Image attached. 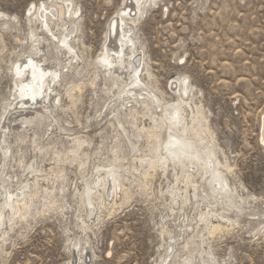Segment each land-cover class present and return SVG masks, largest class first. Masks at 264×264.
<instances>
[{"label":"rangeland","instance_id":"374dc122","mask_svg":"<svg viewBox=\"0 0 264 264\" xmlns=\"http://www.w3.org/2000/svg\"><path fill=\"white\" fill-rule=\"evenodd\" d=\"M52 1L56 3L0 0V145L4 140L9 146L5 161L0 146V182L14 193L20 183L34 182L30 166L43 170L47 178L37 174L43 192L36 199L33 215L7 230L6 243L0 245V264H67L71 260L78 264L74 244L85 249L82 256L86 254V264H160L174 252L178 258L165 261L179 262L187 248H182L184 243L177 237L182 224L178 219L180 203H172L167 195L174 180L170 172L163 174L159 169L145 177L143 168L133 160L128 141L146 151L152 140L136 133L131 118L125 117V108L111 104L113 99L106 91L112 89L111 83L104 80L97 65L109 24L123 0H71L79 13L74 46L80 58L64 70L62 86L55 95L59 96L56 108L30 125L21 124L26 113L12 110L17 95L14 66L32 52L29 29L34 27V18L26 15L32 5L48 6ZM151 5L146 4L142 19L133 28L144 56L143 69L152 75L151 79L141 78L150 84L161 104L167 105L177 102V94L169 87L172 80L187 77L194 95L191 103L201 107L210 131L203 137L213 139L219 161L231 168V173H226L229 185L244 198L243 211L229 214L235 224L210 238L206 251L218 264H264V147L260 141L264 0H156ZM44 39L47 62L59 63L55 43ZM68 89H72L71 97L65 93ZM138 111L134 125L147 127L150 121L142 118L145 111ZM154 111L160 113L159 109ZM75 138L86 142L82 151L88 160L82 171L75 163L55 164L51 160L55 153L73 148ZM114 147L118 148L116 153L111 152ZM114 153L123 158L120 164L127 168L124 186L129 201L122 203L118 189L116 196L105 197L102 206L92 210L84 207L76 191L82 192L85 180L98 166L104 165V174ZM135 155L139 157V153ZM197 182L202 184L199 179ZM53 183L54 205L44 206L49 198L42 189L51 188ZM62 183L63 191L58 190ZM188 191L193 194L191 188ZM201 210L202 204L192 208L188 203L183 211L192 219ZM202 228L196 229L194 235L197 232L198 236L189 241L188 248H197L204 235ZM192 255L193 264L205 260L204 255Z\"/></svg>","mask_w":264,"mask_h":264},{"label":"bare ground","instance_id":"6f19581e","mask_svg":"<svg viewBox=\"0 0 264 264\" xmlns=\"http://www.w3.org/2000/svg\"><path fill=\"white\" fill-rule=\"evenodd\" d=\"M54 1L56 3L52 1L51 3L54 4L50 3L48 6L44 3L38 6L32 5L29 11L27 10L26 16L34 18V27L30 25L29 29L32 52L13 69V74L16 77L15 92L17 95L15 94V105L12 110L15 112L18 108L21 112L26 113L22 117L21 124L23 125L39 122L49 113L50 109L56 108L55 101L59 96L55 95L57 87L62 86L61 79L64 70L70 69L73 66V60L80 58L77 56L74 46L78 10L73 7L71 0ZM58 1L61 4L57 3ZM155 1L123 0L122 8L109 24L103 49L97 58V65L103 70L104 80L111 83L112 89H106L113 99L111 104H118L125 108V112H127L125 117L131 118L130 124L136 129V133L144 134L146 138L152 140L151 145H147L146 151L145 147L140 150L134 142L128 141L130 149L134 153L131 156L133 160L138 161L139 167L143 168L145 177L149 176L150 171L151 175L153 171L159 169L163 174L170 172L174 180L172 186L168 188L167 195H170L172 203L177 201L180 203L178 219H182V224L179 225L180 231L177 237L183 241L182 248H187V253L184 259L173 264H193L192 254L194 252L200 257L204 255L205 260L201 261V264H218L212 254L206 251L209 245L207 241L214 235L228 231V228L235 224L236 220L229 214L233 211H243L244 198L237 194L236 188H231L229 185L226 173H231V168L226 163L219 161L213 139L204 138V135L210 131L201 107L198 108L191 103L194 95L187 77L172 80L169 87L177 94V102L167 105L161 104L162 100L155 95L156 92L154 94V91L149 88L150 84L141 78L145 75L151 79L152 75L146 68H144L146 70L144 73V56L137 47L133 28L142 19L146 4L151 5ZM28 22L31 24L29 19ZM44 37L55 43V49L61 57L59 63L49 64L47 62L43 47L47 40ZM92 85L94 84L91 83ZM71 91L72 89L65 91L68 97H71ZM124 103L130 105L126 106ZM138 108L145 111L142 113V118L147 117L150 121L147 127L139 128L133 123L136 121ZM154 109H159L160 113L157 114ZM74 141L73 148L64 154L55 153L51 160L55 164L68 161L70 165L75 163L78 171H82L88 160V155L82 151V146L86 142L77 138ZM260 141L264 147V115L261 117ZM0 146L4 152L5 161L9 154V146L4 143V140ZM117 149L114 147L111 152L115 151L116 153ZM115 153L113 159L108 162L109 166L104 174L101 173L105 169L104 165L98 166L95 174H91L90 178L85 180L82 192L76 191L80 203L84 207L88 206L92 210L102 206L105 197L116 196L118 189L122 203L129 201L130 195L124 186V182H128L125 175L127 168L121 166L120 161L123 158H118ZM136 153H139L137 158ZM30 167L31 174L35 175L34 182L20 183L16 186L14 193L9 191L10 188L8 190L7 187L2 186L4 182H0V245L6 243L7 230H11L17 223L26 220L28 215H33L36 199L38 201L43 192L38 183L37 174L44 177L43 180H45L47 178L42 175L44 171L37 167ZM48 171L54 172L52 168ZM198 179L202 182L200 186H198ZM62 187L63 183L58 190L62 189L63 191ZM189 188L192 189V195H189ZM42 190H44V196L49 198L48 205L44 204V206L52 207L56 191L54 183L51 188ZM44 200L47 199L44 197ZM188 203L192 208L202 204L204 210L199 211L195 218L189 219L183 211ZM213 206H218V209H214ZM262 214L264 217V211ZM212 218H215L216 222H211ZM193 220H195L194 224ZM200 225L203 226L200 233L203 232L204 235L199 238L197 248L190 249L188 248L189 241L198 236V233L196 232L194 235V232ZM189 230L191 233L187 235ZM184 234L187 235L185 239H183ZM178 244L179 240L170 247ZM78 246V244L73 245V254L76 252L78 264H86V254L84 258L82 256L85 249L79 250ZM176 258L178 255L174 252L166 255L165 259L175 260ZM165 259L160 264H170ZM67 264H75V262L71 260Z\"/></svg>","mask_w":264,"mask_h":264}]
</instances>
